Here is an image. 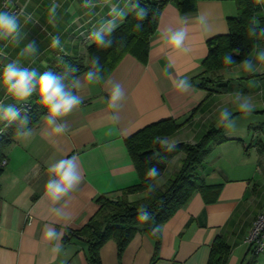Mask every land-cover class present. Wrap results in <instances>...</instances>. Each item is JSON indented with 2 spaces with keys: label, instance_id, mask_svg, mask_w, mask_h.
Masks as SVG:
<instances>
[{
  "label": "crops",
  "instance_id": "crops-1",
  "mask_svg": "<svg viewBox=\"0 0 264 264\" xmlns=\"http://www.w3.org/2000/svg\"><path fill=\"white\" fill-rule=\"evenodd\" d=\"M169 1L151 39L146 64L129 54L104 82L88 84L85 75L80 76L81 87L74 92L81 96V104L63 120L56 121L64 125V132L54 133L56 124L48 125L44 114L30 133L27 130L19 134L8 148L7 165L0 177V264H90L86 242L65 238L85 227L98 213L97 199H125L131 203L148 195H126L127 189L140 183L126 139L165 119L184 122L203 101L194 119L164 144L174 141L175 145H194L210 129L223 128L226 141L211 144L212 161L208 163L206 159L199 169L214 190L208 191L207 197L196 193L162 227V244L154 264H208L218 236H223L231 248L227 264H260V255L253 256L246 236L264 207V62H256L260 68L256 73L245 72L241 63L211 74L209 85L213 92L207 98L209 91L199 88L200 80L196 79L208 56L207 41L228 33V19L237 15V7L231 1H200L197 11L181 14L176 4ZM53 2L9 0L5 5V0H0V8L20 9L34 17L24 27L19 44L0 39V67L19 60L23 66L43 73L51 71L60 57L87 61L92 26L107 18L110 0H96L95 15L85 7V0H55L60 6L55 20L50 21L48 8ZM258 2L256 21L264 27V0ZM201 13L208 18L209 30L205 32L190 19L186 41L190 52L164 46L162 35L169 28L180 27L182 16L193 18ZM54 35H60L64 49L50 47ZM29 41L36 42L37 52L21 55ZM258 47H264V40L249 59L255 58ZM185 76L193 87L180 91L175 83ZM118 83L123 86V98L116 107H110V91ZM236 92L253 98L255 107L250 115L235 107ZM35 97L33 94L17 101L0 87V110L8 105L19 109L23 103L34 106ZM225 107L232 110L230 124L219 118ZM10 123L0 121V135ZM72 155L77 158L81 180L61 200L52 203L43 196L44 186L52 178L48 169L59 159ZM184 159L183 153L172 159L152 189L163 187L172 179ZM214 191L218 192L215 196ZM49 226L60 233L59 241L43 239ZM54 244H60L59 253L52 251ZM100 255L102 264H151L155 242L148 234L138 233L121 256L113 240L104 245Z\"/></svg>",
  "mask_w": 264,
  "mask_h": 264
},
{
  "label": "trees",
  "instance_id": "trees-1",
  "mask_svg": "<svg viewBox=\"0 0 264 264\" xmlns=\"http://www.w3.org/2000/svg\"><path fill=\"white\" fill-rule=\"evenodd\" d=\"M181 14L197 11L200 1H231L237 7V15L228 19L229 31L227 34L218 35L207 41L208 56L202 63L203 72L196 77L200 82L199 88L209 91L212 95V80L210 75L220 70L231 68L249 59L251 53L264 40L259 35L249 34V27L256 20L259 12L258 0H171ZM139 6L146 8L148 15L143 21L142 28L137 31L135 19L130 13L124 24L114 33L115 41L111 48L101 49L91 45L87 49L85 58L60 57L52 65L51 71L58 75H66L69 79L80 77L91 67L93 57L98 58L101 67L102 79L106 81L116 70L126 55L136 57L146 64L149 58L150 43L158 30L160 16L169 0L153 1L138 0ZM258 28H264L262 23ZM226 54L233 55L234 64L225 65L223 58ZM76 89H73L75 91ZM206 98V99H207ZM196 107L184 122L174 119H165L144 127L126 139L128 151L140 178V183L127 189V194L148 192L146 198L127 202L125 199H107L99 197L98 213L81 230L72 231L70 237L84 240L88 246L90 264H102L101 249L113 240L117 243L121 256L130 242L138 233L148 234L155 242V255L151 264L158 259L162 244V227L170 221L178 211L187 206L196 193L204 197L213 191L214 187L208 186L199 174V169L204 164L211 144L225 142L223 128L210 129L196 144L179 143L168 151L164 141L176 134L182 127L189 124L199 112L203 103ZM46 110L41 108L35 97L32 111L20 113L19 117L3 130L0 135V165L6 158L8 148L15 142L16 137L31 129L44 115ZM28 119L26 126L21 125L22 118ZM185 154L180 170L163 187L152 189L155 179L147 175L149 168L155 166L160 170V176L165 172L169 162L180 154ZM3 169L0 168V177ZM215 192V191H214ZM218 192L213 193L214 196ZM1 201V197H0ZM140 210H146L151 219L146 223L140 219ZM231 255V248L223 236H218L212 247L208 264H227Z\"/></svg>",
  "mask_w": 264,
  "mask_h": 264
},
{
  "label": "clouds",
  "instance_id": "clouds-1",
  "mask_svg": "<svg viewBox=\"0 0 264 264\" xmlns=\"http://www.w3.org/2000/svg\"><path fill=\"white\" fill-rule=\"evenodd\" d=\"M59 6V3L54 0L48 8L50 21L55 20ZM85 7L89 9L90 14L95 15L96 0H85ZM130 13L136 21L134 26L139 31L148 15L147 9L140 7L138 0H110L107 18L98 20L92 26L89 34L92 44L101 49L111 48L115 41L114 33H116L119 24L124 22ZM190 19L198 23L205 32L209 30L208 18L205 14H198L193 18L182 16L180 27L169 28L162 35L163 44L166 48L169 50L173 48L182 50L185 53L191 51V48L186 44L189 37L188 27ZM32 21H34V17L30 12L0 8V39H8L19 44L23 39L24 27ZM258 23L256 20L253 21L249 27V34L264 37V28H258ZM50 47L52 49H64L65 42L62 41L60 35H54L51 37ZM37 50L36 42L29 41L21 49V55L31 56ZM257 61L264 62V47L257 48L254 59H246L241 62L243 70L247 73L259 72L260 68L257 66ZM223 63L225 65L234 64L233 55L226 54L223 58ZM101 79V67L98 58L93 57L91 67L85 73V80L88 84H94L99 83ZM189 80L187 76L180 78L175 83V88L184 91L186 87H193L192 84H189ZM0 87L6 89L7 93L17 101L27 100L35 94L37 103L47 112L48 125L56 124V121L63 120L78 108L82 100L81 96L73 91V89L81 87V81L78 77L69 79L66 75H58L52 71L40 73L34 68L23 66L19 60L7 62L0 67ZM122 87L118 83L111 88L109 96L110 107H116L122 100ZM234 102L235 107L245 115H250L255 107L253 98L240 92L234 93ZM19 115V110L14 105H8L0 110V121H15ZM231 116L232 110L225 107L222 109L219 118L223 121H228L230 124L229 117ZM27 124L28 119L26 117L22 118L21 125L26 126ZM30 131L29 129V133ZM53 132L56 134L63 133L64 125L56 124ZM29 133H24V135L27 136ZM167 143V150L171 151L175 147V142L168 141ZM48 172L52 178L45 184L43 196L52 203L61 200L81 180L77 158L74 155L59 159L49 167ZM147 175L158 181L160 170L153 166L148 169ZM140 212L141 221L146 223L151 219L146 210H140ZM43 239L59 241L60 233L49 226L48 230L43 234ZM60 250V244L53 245L52 251L54 253H59Z\"/></svg>",
  "mask_w": 264,
  "mask_h": 264
},
{
  "label": "built area",
  "instance_id": "built-area-1",
  "mask_svg": "<svg viewBox=\"0 0 264 264\" xmlns=\"http://www.w3.org/2000/svg\"><path fill=\"white\" fill-rule=\"evenodd\" d=\"M8 2L9 0H5V5H7ZM33 107L34 106L31 103H23L18 110L19 113H28L32 111ZM6 165L7 161L4 160L1 163L0 168L3 169ZM246 243L253 249L252 253L254 257L259 256L264 252V207L246 236Z\"/></svg>",
  "mask_w": 264,
  "mask_h": 264
},
{
  "label": "rangeland",
  "instance_id": "rangeland-1",
  "mask_svg": "<svg viewBox=\"0 0 264 264\" xmlns=\"http://www.w3.org/2000/svg\"><path fill=\"white\" fill-rule=\"evenodd\" d=\"M210 154V151H209V153H208V156H207V162L208 163H211V161H212V159H211V155H212V152H211V154ZM159 188H161V187H159ZM142 193V192H141ZM148 193V192H147ZM138 194V193H137ZM149 194V193H148ZM147 197V196H146ZM145 197V198H146ZM144 199V198H143ZM142 200V199H141ZM127 201V200H126ZM138 201H140V200H138ZM259 262H260V264H264V252L262 253V254H260V256H259Z\"/></svg>",
  "mask_w": 264,
  "mask_h": 264
}]
</instances>
